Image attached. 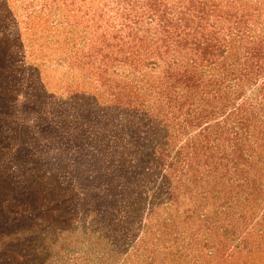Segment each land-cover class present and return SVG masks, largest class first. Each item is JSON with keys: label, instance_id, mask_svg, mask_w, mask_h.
<instances>
[{"label": "rangeland", "instance_id": "rangeland-1", "mask_svg": "<svg viewBox=\"0 0 264 264\" xmlns=\"http://www.w3.org/2000/svg\"><path fill=\"white\" fill-rule=\"evenodd\" d=\"M103 2L0 0V264H193L205 244L165 227L191 197L169 201L163 165L186 136L117 106L88 63Z\"/></svg>", "mask_w": 264, "mask_h": 264}, {"label": "trees", "instance_id": "trees-1", "mask_svg": "<svg viewBox=\"0 0 264 264\" xmlns=\"http://www.w3.org/2000/svg\"><path fill=\"white\" fill-rule=\"evenodd\" d=\"M91 20L107 43L88 63L103 85L115 82L117 106L158 120L168 142L186 136L163 164L171 203L180 184L191 190L168 233L192 235L197 224L191 239L205 244L193 264L263 263L264 0H104Z\"/></svg>", "mask_w": 264, "mask_h": 264}]
</instances>
